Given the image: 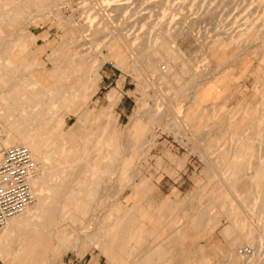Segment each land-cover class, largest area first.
Instances as JSON below:
<instances>
[{
	"label": "rangeland",
	"instance_id": "rangeland-1",
	"mask_svg": "<svg viewBox=\"0 0 264 264\" xmlns=\"http://www.w3.org/2000/svg\"><path fill=\"white\" fill-rule=\"evenodd\" d=\"M0 55L44 200L0 262L264 264V0H0Z\"/></svg>",
	"mask_w": 264,
	"mask_h": 264
},
{
	"label": "built area",
	"instance_id": "built-area-1",
	"mask_svg": "<svg viewBox=\"0 0 264 264\" xmlns=\"http://www.w3.org/2000/svg\"><path fill=\"white\" fill-rule=\"evenodd\" d=\"M2 137L0 131V144ZM35 170L26 147L18 145L4 148L0 145V229L34 202L30 180ZM249 253V249H243V254Z\"/></svg>",
	"mask_w": 264,
	"mask_h": 264
},
{
	"label": "bare ground",
	"instance_id": "bare-ground-1",
	"mask_svg": "<svg viewBox=\"0 0 264 264\" xmlns=\"http://www.w3.org/2000/svg\"><path fill=\"white\" fill-rule=\"evenodd\" d=\"M16 46V45H15ZM160 46V45H159ZM12 48V47H11ZM10 48V49H11ZM159 48V47H158ZM8 49H9V46H8ZM9 49V50H10ZM5 50V49H4ZM9 50H8V52H9ZM14 50V49H13ZM2 51V50H1ZM156 51V50H155ZM163 51V50H162ZM10 54H11V52H10ZM174 55V54H173ZM0 57H1V55H0ZM3 59H6V58H3ZM6 61V60H5ZM19 64V63H18ZM179 64V63H178ZM29 66V65H28ZM28 66H26V67H28ZM11 67V66H10ZM23 67V66H22ZM14 69V68H13ZM17 69V68H16ZM12 70V69H11ZM7 73H11V71L10 72H8V70L6 71ZM15 72H17V70L15 71ZM167 73V72H166ZM17 74V73H16ZM16 74H11V76H13L14 77V75H16ZM164 74V73H163ZM3 75V74H2ZM159 76V75H158ZM185 76V75H184ZM3 77V76H2ZM161 77V76H160ZM4 79V78H3ZM43 79V78H42ZM77 79V78H76ZM19 80L20 79H18V82H19ZM24 80V79H23ZM40 80V79H39ZM185 80V79H184ZM7 81V80H6ZM9 81V80H8ZM42 83V82H41ZM184 83V82H183ZM196 83V82H195ZM17 84V83H16ZM24 83L22 82V85H23ZM33 84V83H32ZM19 87V86H18ZM17 87V88H18ZM6 88V87H5ZM13 88V87H12ZM51 87H49V89H50ZM10 89V88H9ZM48 89V90H49ZM178 89V88H177ZM10 91V90H9ZM24 92V91H23ZM30 92H31V90H30ZM49 92V91H48ZM32 93V92H31ZM33 93L34 94H36L34 91H33ZM11 95V94H10ZM10 95H9V98H10ZM13 95V94H12ZM22 95V94H21ZM37 96H38V94H36ZM114 95V94H113ZM112 95V96H113ZM35 96V95H34ZM7 97V96H6ZM39 97H40V95H39ZM58 97V96H57ZM5 99V98H4ZM37 99V98H36ZM189 99V98H188ZM34 101H36L35 100V98H33V97H30L28 100H26L25 101V106L27 105L28 107H32L31 105H32V102H34ZM6 102V101H5ZM19 97H18V94H15L13 97H11L10 98V100H9V103L10 104H8L7 106H5L4 107V109L6 110V113L8 114V115H10V114H13V112H16L19 108H20V105H19ZM61 102H63V101H61ZM53 103V102H52ZM7 104V103H6ZM3 105V104H2ZM191 106V105H190ZM41 109L43 110V108L41 107ZM50 109V108H49ZM40 110V109H39ZM42 110H40L41 112H42ZM41 112H38L39 114H41ZM55 114V113H54ZM39 117V115H36V114H34L33 112H30L29 111V113L27 114V116H21L20 118L18 117L16 120H15V124H17V128H16V132H17V138H13V139H11L10 141H9V143H7L6 144V146H5V148H8V147H12V146H14V145H16L21 139H23L24 137H26V133H27V130H28V128L29 127H31V126H33L35 123H36V120H37V118ZM23 120H26V124L25 125H23ZM48 121V120H47ZM50 121V120H49ZM87 121V120H86ZM134 121V120H133ZM138 121V120H137ZM10 122V121H9ZM13 123V124H14ZM39 124V123H38ZM47 124V123H46ZM50 125V124H49ZM134 125V123L132 124V126ZM45 126V125H44ZM135 127H136V124H135ZM12 128V127H11ZM30 129V128H29ZM137 129V128H136ZM136 129H134V130H136ZM140 129V128H139ZM37 130V128L35 129V131ZM127 130H128V128H127ZM141 131V130H140ZM42 132V131H41ZM129 132V131H128ZM6 134V133H5ZM41 134H43V133H41ZM117 134V133H116ZM11 135V134H10ZM29 135V134H28ZM33 135H34V133H33ZM3 136H4V134H3ZM6 136V135H5ZM117 136V135H116ZM11 137V136H10ZM8 138H9V135H8ZM25 140V139H24ZM23 141V140H22ZM63 142V141H62ZM61 142V143H62ZM34 145L35 144H31V148H29L28 146H26V145H21V146H24V147H26L29 151H30V154H31V156H32V159H33V162H34V164H35V168H36V170L35 171H38V169H37V167H38V165H39V160H40V153H38V154H36V153H33V152H31V149L33 150V147H34ZM18 146V145H17ZM113 146V145H112ZM115 148H116V146H115ZM70 149V148H69ZM49 151H51V150H49ZM56 154V153H55ZM54 154V155H55ZM58 155V154H57ZM43 159V158H42ZM115 160V159H114ZM113 161V160H112ZM61 165V164H60ZM57 168V167H56ZM91 171V170H90ZM93 171V170H92ZM100 172V171H99ZM110 172V171H109ZM91 173V172H90ZM103 173V172H102ZM84 174V173H83ZM82 174V175H83ZM105 174V173H104ZM108 174V173H107ZM43 175V174H42ZM102 175V174H101ZM87 176V175H86ZM81 177V176H80ZM86 178V177H85ZM91 180V179H90ZM68 181V180H67ZM79 181V180H78ZM97 181V180H96ZM101 181V180H100ZM31 182H33V186H34V188H36L35 186H37V185H39V186H41L42 185V183H43V180L42 179H39L38 177H37V173L35 172V174H34V176L31 178V180H30V185H31ZM98 182V181H97ZM102 182V181H101ZM86 184H88V183H86ZM90 184V183H89ZM101 184V183H100ZM51 186V185H50ZM88 186V185H87ZM54 187V186H53ZM97 187V186H96ZM31 188H32V185H31ZM62 188V187H61ZM61 188H58V189H61ZM65 188V187H64ZM85 188V187H84ZM52 189V188H51ZM74 189V188H73ZM94 189H96V188H94ZM104 189V188H103ZM83 190V189H82ZM48 191V190H47ZM86 192H88V190L86 191ZM86 192H85V194H84V196H86ZM32 193H33V189H32ZM49 194V193H48ZM70 194V193H69ZM94 194H95V192H94ZM93 195V194H92ZM33 196H34V202L32 203V205H30L29 207H27L21 214H19V215H17V216H15V217H12L11 219H9L5 224H4V226L0 229L1 231H2V235L0 236V241H2L4 238H6V237H9V236H11L13 233H17L18 232V230L21 228V227H23V226H25L26 224H27V222L30 220V218L34 215V214H36V212L37 211H39V210H41L42 209V207H43V202H44V200L42 201V200H40L39 201V199H38V201L36 200V198H35V195H34V193H33ZM48 196V195H47ZM77 196H78V194H77ZM97 196V195H96ZM46 198H48V197H46ZM50 198V197H49ZM90 198V197H89ZM55 199V198H54ZM67 199V198H66ZM76 200V199H75ZM50 204H51V202H50ZM49 204V205H50ZM75 204V203H74ZM48 205V203H47V206H49ZM103 205V204H102ZM77 206H79L78 204H77ZM77 206H76V208H77ZM67 207V206H66ZM84 208V207H83ZM240 208V207H239ZM69 210H70V208H69ZM69 210H67V211H69ZM79 210V208H77V211ZM76 211V210H75ZM84 211V210H83ZM91 211V210H90ZM48 212V211H47ZM85 212V211H84ZM77 213V212H76ZM75 215H77V214H74V216ZM86 215V214H85ZM87 216V215H86ZM76 217V216H75ZM34 218V217H33ZM42 218V217H41ZM105 219V218H104ZM43 220H44V218H43ZM105 225V224H104ZM112 225V224H111ZM102 226H103V224H102ZM33 227V226H32ZM112 227V226H111ZM98 228V227H97ZM20 231V230H19ZM99 233V232H98ZM18 234V233H17ZM21 233L19 232V235H20ZM248 235V234H247ZM98 236H100V235H98ZM24 242V241H23ZM25 244V243H24ZM244 248H246V249H249L250 250V253L248 254V255H250L251 254V247L250 246H248V245H246V246H244L241 250H239V252H237V255L235 256H233V258H238V259H240V257H244V256H248V255H245V254H243V249ZM9 253V252H8ZM163 255V254H162ZM153 256V255H152ZM230 258V257H229ZM245 261V260H244ZM244 261H242V262H244ZM12 263V262H11ZM0 264H3L2 262H0Z\"/></svg>",
	"mask_w": 264,
	"mask_h": 264
},
{
	"label": "crops",
	"instance_id": "crops-1",
	"mask_svg": "<svg viewBox=\"0 0 264 264\" xmlns=\"http://www.w3.org/2000/svg\"><path fill=\"white\" fill-rule=\"evenodd\" d=\"M120 107H121V112H125V111L128 110V107H127L125 104H123V102L120 103ZM184 236H185V235H184ZM228 252H229V250L226 249V250H225V253L228 254ZM230 253H231V251H230ZM229 255H230V254H229ZM229 257H230V256H229ZM193 264H196V263H193Z\"/></svg>",
	"mask_w": 264,
	"mask_h": 264
}]
</instances>
